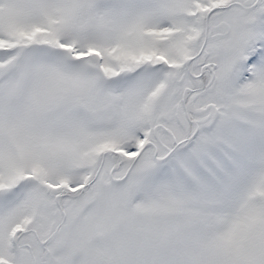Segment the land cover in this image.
<instances>
[{"label":"snow or ice","instance_id":"6c2138e0","mask_svg":"<svg viewBox=\"0 0 264 264\" xmlns=\"http://www.w3.org/2000/svg\"><path fill=\"white\" fill-rule=\"evenodd\" d=\"M0 264H264V0H0Z\"/></svg>","mask_w":264,"mask_h":264}]
</instances>
